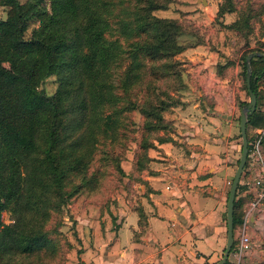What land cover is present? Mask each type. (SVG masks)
I'll return each mask as SVG.
<instances>
[{"label": "rangeland", "instance_id": "obj_1", "mask_svg": "<svg viewBox=\"0 0 264 264\" xmlns=\"http://www.w3.org/2000/svg\"><path fill=\"white\" fill-rule=\"evenodd\" d=\"M222 1L111 0V12L107 18L110 29L105 34L109 39L119 41L122 57L113 62L109 69L110 78L117 84L114 90L119 91V101L109 105L104 112L123 107V111L117 115L118 125L113 130L97 134L98 141L89 163L80 167L82 174L73 175L64 181L62 193L50 180L48 190L43 194L46 201L42 204L44 216L37 219L34 226L45 233L50 245L46 243L35 247L32 252L19 253L4 264H86L82 259V243H100V251L104 252L106 248L102 243H111L112 240L108 238L112 239L116 235V219L122 210L130 207L141 210V193L145 186L143 177L147 163L159 155L158 145L165 141L188 146L185 136L176 133L178 127L184 124L178 111L184 109L186 99L198 102L195 115L207 119L202 137L197 122L188 124L194 134L199 135L200 141L204 145L208 144L203 146L200 142L195 145L201 147L197 149L198 153L218 156L217 160L204 162V174H216L221 181L218 189L223 199L221 218L225 223V243L226 200L242 150L240 112L250 99L243 68L248 53L264 52V35L258 20L259 16L264 18V0H234L236 10L220 15L218 6ZM149 2L157 5V8L145 9V16L139 19L138 16L143 15L141 7H147ZM246 6L253 8L252 14H259L249 19L251 26L243 35L232 28L231 23L240 17V11ZM8 9L9 6L0 0V18L7 15ZM154 17L174 23V27L169 28L176 31L174 38L178 45H182V50L171 54L173 50L170 49L162 52L164 55L158 53L154 57L138 51L135 59L132 55L135 43L149 45L159 40L157 31L163 25L156 22ZM120 20H130L131 26L132 21L150 25L141 33L140 28L136 27L134 32L125 35ZM40 24L39 20L32 19L25 36L31 35ZM196 44H201L202 49L209 48L213 53L211 64L208 63L210 66H198L196 61L201 60L185 54L187 49ZM0 70L26 74L10 62L0 63ZM126 74L128 77L133 76L134 82L128 89L129 96L120 84L121 79L126 80ZM211 80L215 82L213 85ZM257 83L258 116L255 123L248 124L246 128L249 151L236 195L242 200V219L233 231V243L236 244L246 219V233L250 235L252 247L239 258L234 248L231 251L232 260L227 261L229 264H249L253 260L264 259V199L252 209L250 217L245 215L249 207L251 182L260 171V156L264 159V136L257 141V128L264 126V75ZM56 86V76L50 75L40 81L38 87L52 94ZM132 101L141 106L142 103H145L144 106L152 105L159 114H143L140 106L131 109ZM213 124L218 127L212 130ZM214 142L220 144L221 148H215ZM256 143L258 151L255 149ZM14 216V204H6L2 220L11 222ZM253 216L259 223H251ZM108 231H111L110 234ZM87 263L90 264V261Z\"/></svg>", "mask_w": 264, "mask_h": 264}, {"label": "trees", "instance_id": "obj_2", "mask_svg": "<svg viewBox=\"0 0 264 264\" xmlns=\"http://www.w3.org/2000/svg\"><path fill=\"white\" fill-rule=\"evenodd\" d=\"M1 2L9 9L7 15L0 18V63H14L26 73L0 70V264H4L19 253L32 252L48 242L45 233L34 226L35 221L44 216L43 194L50 180L62 193L66 179L82 174L80 167L89 163L98 141L97 134L116 128L117 115L123 107L104 112L119 101V91L114 90L117 84L110 78L109 69L122 57L119 41L105 34L110 29L107 18L111 0ZM141 8L143 15H139V19L145 16V9L153 10L157 5L149 2L147 7ZM235 10L234 0H223L218 6L220 15ZM252 10L243 7L231 27L246 35L251 26L249 19L259 14H252ZM32 19L41 24L31 35L25 36ZM155 20L167 28H158V41L149 45L135 43L132 48L135 59L138 51L154 57L158 53L164 55L162 52L166 50L172 49L171 54L182 50V45L174 38L176 31L169 28L174 27V23ZM258 20L264 35V18L259 16ZM119 22L125 35L134 32L136 27L141 33L150 25L132 21L131 26L130 20ZM246 68L245 63V73ZM251 68V89L257 96V82L264 75V57H252ZM50 75L57 79L52 94L38 87L39 82ZM125 78L119 81L129 96L133 76L126 74ZM144 105L132 101L131 109L140 106L143 114H159L152 105ZM257 116L255 109L248 115L247 125L255 123ZM239 189L238 183L236 195ZM10 203L14 204V220L4 222L2 211ZM241 219L242 200L235 196L233 229ZM233 249L234 244L231 251ZM249 264H264V259Z\"/></svg>", "mask_w": 264, "mask_h": 264}, {"label": "crops", "instance_id": "obj_3", "mask_svg": "<svg viewBox=\"0 0 264 264\" xmlns=\"http://www.w3.org/2000/svg\"><path fill=\"white\" fill-rule=\"evenodd\" d=\"M201 47V44L191 46L185 54L201 60L196 62L204 67L211 64L213 53ZM185 102L184 109L178 111L184 124L176 133L185 136L188 146L165 141L158 145L159 155L147 163L143 177L141 210L133 207L122 210L116 219V235L108 238L111 243H102L104 252L100 251V243H82V259L86 264L87 261L90 264H205L221 258L226 244L225 223L221 218L223 199L218 189L221 181L216 174H204V162L210 163L218 156L198 153L201 147L195 145L204 142L188 124L197 122L202 137L207 119L195 115L198 102L189 99ZM217 127L213 124L212 130ZM214 143L215 148H221ZM251 223L259 221L253 216ZM232 258L230 250L227 261Z\"/></svg>", "mask_w": 264, "mask_h": 264}, {"label": "water", "instance_id": "obj_4", "mask_svg": "<svg viewBox=\"0 0 264 264\" xmlns=\"http://www.w3.org/2000/svg\"><path fill=\"white\" fill-rule=\"evenodd\" d=\"M254 56H263L264 52L262 51H251L245 56L246 60V87L249 92L250 99L247 102V105L241 109L240 112V119H239V128L242 137V150L241 155L233 176V180L228 192L227 200H226V227H227V234H226V244L224 247L223 254L220 259L211 263V264H224L227 261L229 252L233 246L234 242V232H233V209H234V200L236 196L237 186L240 181V178L243 173V169L247 160V153H248V137H247V122H248V115L252 114L256 109V94L251 89V59Z\"/></svg>", "mask_w": 264, "mask_h": 264}, {"label": "built area", "instance_id": "obj_5", "mask_svg": "<svg viewBox=\"0 0 264 264\" xmlns=\"http://www.w3.org/2000/svg\"><path fill=\"white\" fill-rule=\"evenodd\" d=\"M257 135H258L257 141L259 142V140L264 136V126L257 128ZM257 144L258 143L255 144V149L258 151L259 146ZM248 151H249V147H248ZM247 157H248V153H247ZM260 157H261L260 171L258 175L253 178L251 182V187L249 189L250 190L249 207L245 211L246 212L245 215L249 217L251 216L250 214L252 209L258 204H260L261 201L264 199V159L262 156ZM246 231L247 230H246V219H245L243 223V228L238 237V243H236L234 246V248L236 249L235 254L237 255L238 258L241 256L243 252L249 250L252 247L250 235L248 234V232L246 233Z\"/></svg>", "mask_w": 264, "mask_h": 264}]
</instances>
